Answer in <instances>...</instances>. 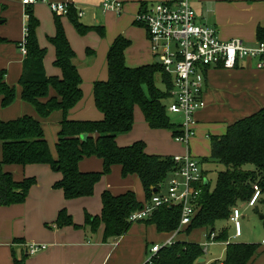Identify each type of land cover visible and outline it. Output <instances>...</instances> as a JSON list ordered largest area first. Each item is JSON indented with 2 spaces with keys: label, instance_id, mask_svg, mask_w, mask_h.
Masks as SVG:
<instances>
[{
  "label": "trees",
  "instance_id": "obj_1",
  "mask_svg": "<svg viewBox=\"0 0 264 264\" xmlns=\"http://www.w3.org/2000/svg\"><path fill=\"white\" fill-rule=\"evenodd\" d=\"M30 8L26 10V33L18 44L19 48L23 46L25 49L18 80L21 99L31 105L40 118L45 119L54 112H60L62 120L55 144V159L51 156L38 121L30 116H22L0 122V206L24 203L35 183L33 178L15 182L9 173L2 171L4 165L49 166L61 174V180L54 184V188L63 192L65 200L91 197L100 179L109 174L113 166H120L122 178L129 175L139 178L149 201L161 191L168 176L175 171L173 159L146 154L143 142L121 148L115 140L131 131L135 106L140 108L149 128L165 129L173 136L180 134L179 125L169 123L164 105L165 100H170L169 77L156 63L128 68L125 65V51L130 42L119 36L106 56L107 80L93 83V100L95 108L103 116L102 120L71 121L68 119L69 112L83 98L82 80L73 62L75 53L63 31L61 17L54 15L55 35L49 38V43L54 47L53 64L61 71V78L47 76L43 65L45 50L39 47L36 39L39 22ZM67 17L79 35L94 30L100 36L104 35L102 28L83 26L72 6L68 9ZM257 38L258 42H264V30L261 28L257 29ZM4 75V72H0L2 108L15 101V88L4 82ZM156 75L166 85L165 94L156 86ZM49 89L55 92L52 98L48 97ZM83 136L85 139H82ZM90 157L102 161L101 172L79 171V162ZM209 160L222 169L217 174L212 192L208 190V183L203 185L195 204L196 215L185 232L190 234L193 230L205 229L207 234L215 233V223L229 220L231 211L239 205L246 207L256 191L259 198L253 207L254 213L264 217V109L228 126L224 135L211 137ZM101 205L100 216L85 213L83 226L75 225L65 209L59 211L55 224L58 228H86L91 233H96L103 225V241L109 242L127 233L132 225L129 217L142 209L133 192L113 196L104 191ZM179 221L180 209L175 206L171 209L160 207L149 218L139 222L155 226L158 233H172ZM226 240V230L219 232L215 238L219 242ZM258 248L256 244H229L221 263L249 264ZM202 257L203 248L200 245L178 242L161 249L150 263L145 264H197ZM13 264H24V261L14 258Z\"/></svg>",
  "mask_w": 264,
  "mask_h": 264
},
{
  "label": "crops",
  "instance_id": "obj_2",
  "mask_svg": "<svg viewBox=\"0 0 264 264\" xmlns=\"http://www.w3.org/2000/svg\"><path fill=\"white\" fill-rule=\"evenodd\" d=\"M102 1L74 0L70 6L76 13L79 10L83 12V17L79 18L83 26L102 28L103 36L97 33L98 36L93 31L83 36L79 35L67 16L60 18L67 41L75 53L74 65L82 80L83 98L69 112L68 119L71 121L102 120L103 116L95 108L92 88L93 83L107 80L106 56L117 37L122 36L130 42L125 51V65L128 68L155 63L145 29L135 24L134 17L143 6L174 0H119L123 6L120 14L104 13L101 10ZM189 3L196 14L197 22L217 28L221 40L238 39L246 46L252 47L258 42L257 29L264 30V0H189ZM30 9L39 22L36 39L39 47L45 50L43 60L45 74L49 77L61 78V71L53 64L54 47L49 43V38L55 35L54 15L45 4L38 3ZM26 10L20 0H0V72L5 74L4 82L15 88V101L6 108L0 105V122L12 121L22 116H30L38 121L51 156L55 159V144L62 114L54 112L45 119L40 118L33 107L21 99V89L18 85L24 57L18 44L25 35L28 20ZM51 63L55 67L54 72L51 71ZM205 78V108L195 114L196 137L193 141L209 142L210 156L211 137L224 135L228 126L264 109V70H258L255 62L247 60L233 70L210 68L206 71ZM54 96V90L49 89L48 97ZM86 97L92 98L94 108L80 115ZM133 119V127L129 134L116 138L118 147L139 142L138 129L150 130L137 106L134 108ZM52 121L55 122L54 125L48 123ZM145 153L155 156L162 154L146 149ZM78 169L85 173L101 172L102 161L96 157L84 158L79 162ZM2 171L9 173L15 182L33 178L35 183L30 188L24 203L0 206V264H13L14 258L22 259L24 264H145L151 249L148 244L151 242V247L165 244L174 235L175 231L158 233L155 226L136 222L123 236L104 242L103 225L99 226L96 233H91L86 228L56 226L55 221L62 209L66 210L77 226H83L85 213L100 216L101 194L104 191H108L113 196L133 192L142 206L147 204L139 178L136 175L122 178L120 166H113L107 177L103 176L100 179L91 197L75 200H65L63 192L54 188V184L61 180V174L47 165H4ZM170 177L171 174L159 193L165 192ZM259 222L262 224L260 220ZM230 224L232 225L231 222ZM185 229L174 237L175 243L184 242L203 246V241L200 244L199 241L193 240L189 237L191 233H184ZM198 230L202 231L201 236L204 239L206 230L196 231ZM234 234L233 229L232 238L237 239ZM223 242L225 241L213 242L203 249V257L200 258L204 261L202 264H211V261L206 260L204 256L207 248L223 247ZM30 244L45 245L47 248L31 256L26 253ZM260 247L261 245L249 264L256 262L264 264V249ZM224 250L225 247L223 252ZM197 264L200 263L197 261Z\"/></svg>",
  "mask_w": 264,
  "mask_h": 264
},
{
  "label": "built area",
  "instance_id": "obj_3",
  "mask_svg": "<svg viewBox=\"0 0 264 264\" xmlns=\"http://www.w3.org/2000/svg\"><path fill=\"white\" fill-rule=\"evenodd\" d=\"M73 1L20 0V3L25 8L38 3L45 4L53 15L66 17ZM122 8L119 0H103L101 4L104 13L120 14ZM77 16L83 17V12L79 10ZM134 21L145 29L153 60L170 79V104L166 111L182 118L180 134L174 136V141L185 145L186 149L196 137L195 114L205 108L206 71L210 68L233 70L247 60L255 62L258 70H264V42H257L249 47L238 39L221 40L217 28L197 22L189 0L143 6L135 15ZM19 50L21 54H25L23 46ZM172 159L175 171L171 173L165 192L154 194L141 210L129 217V222L134 224L149 218L160 207L177 206L180 209L178 229L164 245L151 247L147 263L161 249L174 245V237L191 224L196 215L195 204L204 185L205 177L199 161L188 153ZM258 198L259 192L256 191L246 207L253 208ZM241 217L238 208L231 211L229 220L233 225L235 238L241 235ZM215 238V233H206L204 239L207 242L201 247L206 248L215 242ZM225 244L229 245L228 242ZM262 244L264 245V240ZM46 248L45 245L30 244L26 253L32 256Z\"/></svg>",
  "mask_w": 264,
  "mask_h": 264
},
{
  "label": "rangeland",
  "instance_id": "obj_4",
  "mask_svg": "<svg viewBox=\"0 0 264 264\" xmlns=\"http://www.w3.org/2000/svg\"><path fill=\"white\" fill-rule=\"evenodd\" d=\"M93 33L97 34L95 30L93 31ZM50 66H51V71L54 72L55 67L53 66L52 63ZM155 83L157 88L163 94H165L166 85L164 84V82H162V80L158 75L155 76ZM84 101H85L84 108L80 111V115H84V113H88L90 109L93 110L94 108V105L92 103V98L86 97ZM169 104H170L169 99L164 101V105L166 108L168 107ZM166 115L169 120V123L172 125L178 126L183 121L182 118L178 115H173L168 112L166 113ZM48 123L54 125L55 122L52 121ZM149 129L150 130H146L144 128L138 129V135H139L138 137L140 138L139 142H143L146 150L151 152H159L162 153L161 154L162 157H171V158L183 157L186 155V153H188L192 158L200 162L202 172L205 175L206 181L208 183V190L210 192L213 191L216 183L217 174L219 171H221L222 167L216 163H212L209 160V152H208L209 142H202V141L195 142V140L194 141L191 140L192 142L189 144L188 146L189 150H188V148L186 149L185 145L176 143L174 141V136L170 131L168 132V130L165 129H151V128ZM127 134L123 136H127ZM185 149L187 151H185ZM205 159L207 160L206 162L203 161ZM99 169H100V161H99ZM238 209L240 210L241 215L243 216L240 220L241 237L237 239L232 238L233 226L230 224L228 220L216 222L214 225V229H215L214 232L216 236L218 235L219 232L226 230L228 234L227 235L228 239L227 241L223 242V247L210 246L207 248V251L204 253V256L206 260H210L211 263H216V262L221 263L223 261L227 246L225 244L226 242H228V244H256V245H261L260 249L262 248L264 249V246L262 244V241L264 240V229L262 228V224L258 220L259 216H257L254 213V208H248L239 205ZM196 230H193L189 235V237H192L193 240L199 241L200 244L201 241H203V243H206L207 241L204 240L201 236L202 231L200 230L196 231ZM184 233L187 234L186 232ZM148 245H150L151 248V242ZM224 247L225 250L223 252ZM204 248L205 246L203 247V249ZM148 256L150 257L151 255L148 253Z\"/></svg>",
  "mask_w": 264,
  "mask_h": 264
},
{
  "label": "water",
  "instance_id": "obj_5",
  "mask_svg": "<svg viewBox=\"0 0 264 264\" xmlns=\"http://www.w3.org/2000/svg\"><path fill=\"white\" fill-rule=\"evenodd\" d=\"M82 139H85V136L82 137ZM204 184L207 185V181L206 179L204 180ZM173 206H170L169 208L171 209ZM259 220L262 222L263 224V228H264V217L263 216H260L259 217ZM204 261L202 259H199L198 260V263L202 264Z\"/></svg>",
  "mask_w": 264,
  "mask_h": 264
}]
</instances>
